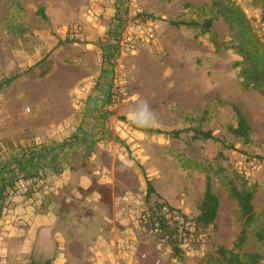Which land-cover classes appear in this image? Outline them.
Returning a JSON list of instances; mask_svg holds the SVG:
<instances>
[{
    "label": "rangeland",
    "instance_id": "obj_1",
    "mask_svg": "<svg viewBox=\"0 0 264 264\" xmlns=\"http://www.w3.org/2000/svg\"><path fill=\"white\" fill-rule=\"evenodd\" d=\"M232 1L257 34L264 0ZM215 16L211 0H0V82L25 73L0 91V145L2 134L7 146L21 140L19 148L28 155L37 147L70 150L81 143L86 153L75 156L82 174L115 176L121 183L117 195L129 192L144 201L149 182L154 193L145 203L170 204L194 220L209 175L218 210L213 225H199L207 252L181 257L179 264H222V251L257 254L264 264V245L253 237L264 221V96L243 88V60L223 19L216 16L202 34L204 22ZM128 27L139 37L131 52L116 48ZM148 29L155 35L152 41L144 37ZM50 53L48 64L30 70ZM111 53L113 59L103 61ZM45 69L50 73L39 78ZM57 82L69 85L70 93L67 87H53ZM140 99L156 111L158 124L131 126L129 113ZM230 105L250 128L247 142L228 131L237 125ZM47 123H54L48 131L57 138L36 144L39 135L31 128ZM187 129L209 131L217 141L193 140L192 132L178 138L170 134ZM93 155L103 163L89 164ZM255 164L259 168L252 171ZM18 176L25 175L13 178ZM231 185L255 191L256 222L241 249L234 248L242 222ZM101 191L109 194L110 187L104 184ZM74 208L84 216L79 206ZM141 213L134 216L138 226Z\"/></svg>",
    "mask_w": 264,
    "mask_h": 264
},
{
    "label": "crops",
    "instance_id": "obj_2",
    "mask_svg": "<svg viewBox=\"0 0 264 264\" xmlns=\"http://www.w3.org/2000/svg\"><path fill=\"white\" fill-rule=\"evenodd\" d=\"M62 84L53 87H67L70 93V86ZM52 124L31 128L39 135L36 144L57 138L48 131ZM4 136L0 145V264H169V249L159 247L135 222V214L156 203H145L151 196L145 195V201L129 192L119 196L115 189L121 183L115 176L82 174L85 170L75 156L86 153L81 143L70 150L37 147L35 154L28 155L19 148L21 140L7 146ZM93 156L89 164L103 163L100 156ZM18 174L36 180L26 195L13 192V175ZM104 184L110 187L105 196ZM75 204L84 216L76 213ZM143 255L146 259L141 260Z\"/></svg>",
    "mask_w": 264,
    "mask_h": 264
},
{
    "label": "trees",
    "instance_id": "obj_3",
    "mask_svg": "<svg viewBox=\"0 0 264 264\" xmlns=\"http://www.w3.org/2000/svg\"><path fill=\"white\" fill-rule=\"evenodd\" d=\"M212 7L216 11V16H219L228 26L230 32L232 33V38L236 43L234 49L236 53L242 58V69L240 71V78L242 80V86L244 89H253L258 91L262 96H264V45L258 40L257 35L253 32L249 21L245 17L243 11L237 7L232 0H211ZM264 12V10H263ZM43 20L45 16L43 10L39 11ZM212 17L208 19L203 24L202 34H205L210 31V28L213 24V21L217 17ZM264 20V17H263ZM186 28L196 27V23H185L182 24ZM117 31L122 27L121 18L116 19ZM175 27H179L180 24H174ZM116 36L113 37V40H116ZM110 36V35H108ZM68 42V41H66ZM112 54H106L103 56V60L107 61L113 59ZM108 56V57H107ZM51 53L47 55L44 59L38 62L36 65L31 67L30 70L41 68L43 64H48ZM50 73V69H45L42 71L39 78H44ZM23 74H18L11 76L8 79H3L0 82V91L5 90L11 86L13 82L24 76ZM232 111L235 114L237 119L236 128H228V131L231 135L238 139H242L244 142L249 140L250 128L242 116L240 111L234 105H230ZM133 128H136L134 125H131ZM141 131L148 133H157L161 134L159 131H153L152 129H142ZM192 132L193 140L199 141H217V139L212 135L211 132H203L196 129H187L174 131L170 133L174 138H178L181 134ZM154 193V190L149 182H147V192L146 198H149ZM230 197L237 202L240 211V218L242 222V230L239 234L237 242L234 246L236 249H241L247 240L248 230L256 222V217L253 207V198L255 195L254 187L248 188L246 186L236 187L231 185L229 189ZM158 203H154L148 210H151L152 207H157ZM218 210V200L217 197L212 192L211 178L209 175L206 176L205 181V190L203 202L199 208V215L194 220L196 223L202 227H208L213 225L217 217ZM169 235V233H167ZM255 241L260 245H264V221L257 227L256 232L253 235ZM156 241V239H155ZM173 255L178 254L177 246H174ZM221 261L222 264H261V258L257 254L246 253L243 255L234 254L229 251L228 253L221 252Z\"/></svg>",
    "mask_w": 264,
    "mask_h": 264
},
{
    "label": "built area",
    "instance_id": "obj_4",
    "mask_svg": "<svg viewBox=\"0 0 264 264\" xmlns=\"http://www.w3.org/2000/svg\"><path fill=\"white\" fill-rule=\"evenodd\" d=\"M130 30L132 29L128 27L126 33L119 36L116 41L117 49L126 52L132 51L134 39L138 40L139 37L131 35L132 31ZM256 33L258 40L264 45L263 21L258 23ZM144 37L146 41H152L155 35L148 29L147 35ZM258 168L259 166L255 164L251 167V170L255 171ZM35 184L36 180L32 177L18 176L14 181L12 189L17 195H26ZM139 227L143 233L156 239L159 247H166L171 251V262L173 264H179L181 257H204L207 252L206 238L199 224L179 209L166 203H158L157 207L143 211L139 217ZM174 246L178 248L177 255H173L175 251ZM140 259H146L145 255L141 256ZM134 264L142 263L138 261Z\"/></svg>",
    "mask_w": 264,
    "mask_h": 264
},
{
    "label": "clouds",
    "instance_id": "obj_5",
    "mask_svg": "<svg viewBox=\"0 0 264 264\" xmlns=\"http://www.w3.org/2000/svg\"><path fill=\"white\" fill-rule=\"evenodd\" d=\"M158 114L146 100L140 99L129 113V123L137 128H148L158 124Z\"/></svg>",
    "mask_w": 264,
    "mask_h": 264
}]
</instances>
